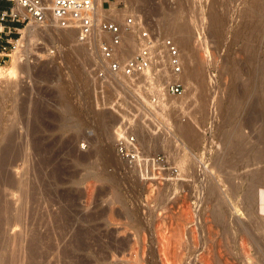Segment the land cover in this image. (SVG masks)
<instances>
[{
    "label": "rangeland",
    "instance_id": "rangeland-1",
    "mask_svg": "<svg viewBox=\"0 0 264 264\" xmlns=\"http://www.w3.org/2000/svg\"><path fill=\"white\" fill-rule=\"evenodd\" d=\"M105 2L107 10L135 20L126 28L125 19L116 17L127 58L138 54L144 32L156 44L152 52L166 53L163 41L173 39L181 54L183 39L190 40L209 80L210 119L191 141L182 126L203 109L178 113L172 103L183 96L168 93L169 83L178 80L99 78L98 48L105 37L81 42L80 25L37 24L20 66L17 48L6 62L0 59V264H264V187L252 186L246 175L235 187L228 183L230 172L251 158L253 145L223 147L237 139L240 119L232 112L247 97L259 103L258 130L264 126V56L256 46L264 0ZM6 6L0 0V13ZM28 25L3 40L13 38L18 47ZM78 44L83 50L75 52ZM152 65L158 66L154 58ZM114 86L121 100L112 110L105 100ZM219 98L226 101L225 116L217 111ZM121 135L136 137V163L117 155ZM104 144L120 165L110 162ZM6 146L8 162L1 167ZM158 155L165 157L164 168L156 164ZM217 183L225 207L235 209L227 226L208 191Z\"/></svg>",
    "mask_w": 264,
    "mask_h": 264
},
{
    "label": "bare ground",
    "instance_id": "bare-ground-1",
    "mask_svg": "<svg viewBox=\"0 0 264 264\" xmlns=\"http://www.w3.org/2000/svg\"><path fill=\"white\" fill-rule=\"evenodd\" d=\"M95 2H96L95 13H96L99 21L106 19L107 16H109V18H116V17L120 16L121 19H125V17L127 16V14L124 11H118L117 9L116 10L115 9L107 10L103 5L105 0H95ZM47 21L49 23V22L55 21V20L50 15L48 17ZM37 24H39V23H35V22L31 21L29 23V25L26 27V29L24 30L21 40L18 41V47L16 50L15 59H14L16 61V63H18V66H20L21 65L20 62L23 61V55H24L23 50H22L24 48L23 45L26 42L29 43V41H31L37 35ZM39 25H43V24H39ZM69 25L75 26V25H80V23L72 22ZM220 28L221 27H218V28L216 27L215 32L218 33V30ZM263 31H262V33L259 32L260 34L258 33V35L256 37L257 38V42H256L257 44L255 43L259 53L261 54V56H264L263 55V53H264V32ZM98 32L99 31L95 30L90 39L97 37ZM66 37H67V35H66ZM67 38H65V39H67ZM106 38L107 37H105V39ZM65 41L67 42V40H65ZM90 41H92V40H90ZM88 43H89V41H88ZM190 43H191L190 40L183 39V43H182L183 46L181 47L183 50L181 51V54L183 57L186 58L187 64L183 65V70H182V73L180 75H174V74L170 73V71L168 72V69L166 66V62H168V55H166L167 52L165 53L164 48H162V49L158 48V50L155 49L157 51L153 52L154 53L153 58L158 63V66L155 69H153V65H152L151 69H149L148 71H146L145 73H143L141 75L134 76L132 79L127 80V82L132 83V84H137V83H139V81L141 82V77L146 78L147 75H148L147 77H150V76L155 77L156 75L160 76V77H158L159 84L162 82L164 83L167 80H170V81L171 80H178V81L182 82L185 86L186 94H185V96L183 95V97H181L178 102L174 101L172 103V105H174V108L177 109L178 113H184L185 112V113H190V114L194 111V109L196 107L201 108L200 110L203 109V112L201 111L202 113L199 112V114H197L198 117L196 116V114L194 115V113H192L193 114L192 118L188 120V122L185 126H182V128L184 127L183 128L184 134L191 141L195 142L201 136V131H200V128H198V127L201 126L203 123L205 124V122L207 123V121L210 119L208 117V114H207L208 113L207 111L209 108L206 109L208 104H207V101L205 100L206 95L208 94V92L210 90H209L208 86L206 87V83H208L209 80H206L207 78L204 77L205 74L203 75V69L204 68L202 66V62L199 59H196L194 57V55H193L194 53H192V51H191ZM82 45L83 44H81V45L78 44L77 48L74 49L75 52H79L80 48L82 49V47H81ZM82 50H80V51H82ZM14 67H17V66L14 65ZM17 69H18V67H17ZM14 70H13V72H15ZM262 70L264 71V59L262 60ZM0 73L2 75V72H0ZM13 87H14V85L11 82V83H9L7 89L12 90ZM118 92H119V89L116 88L115 86L109 88V94L111 96H109L107 98L105 97L106 98L105 102H106V106L108 109L113 110L116 107H118V105L120 104L121 99H120V97L116 96L118 94ZM254 99L252 98V102H250V98L247 97V99H245L243 102H239V104L236 106V109H234V112L230 111L232 113H235V115L240 119V124H239V127L237 128V130L235 132H233V136H234V137L232 136L233 139L237 138L236 140H234L235 142H232L231 139L227 140V142L224 141L223 147L226 149H228L229 147L237 149V147L240 145L242 146L244 144H247L250 146L251 143L253 145L252 147L250 146L251 149L249 150V154L251 155V158H249L247 160V162H245V167L241 168V166H240V168L237 169L236 171L230 172V175H229L230 180L228 179V183L231 184L230 186H233V187L236 186V184H237L236 181L237 180L241 181L245 175L247 177H251L252 179H254V182L252 181L253 182L252 186H255L257 188L264 187V141H262V143L261 142L259 143V137H263V135H264V126L261 124L263 127L260 125L262 127V129L258 130L259 127H257V126L261 123L260 122L257 125L258 121L260 120L259 113L257 112V110H258L257 106L259 103L257 101H255ZM217 109H218L217 111H218L220 116L226 115L227 107H226V101L224 98L218 99ZM40 115H42V114H40ZM235 115H234V117H236ZM232 117H229V118L233 119ZM246 130H248L249 132H247ZM256 132H259L258 136L254 137L253 135ZM235 135H237L236 138H235ZM102 149H103V152L106 153L108 156L111 154L110 148L107 145L104 144ZM1 150H2V154H3V157L1 160V167H4L8 162L7 159H8V155L10 152V146H6L4 149H1ZM109 157H110L111 163L119 164L114 157H112L111 155ZM146 165H147V163H146ZM145 170H146V167L145 166L142 167L141 173L142 174L145 173ZM242 170H244L243 171V172H245L244 174L241 173ZM245 170H247V171H245ZM226 179L223 178L222 182L226 181ZM188 185H189V183H188ZM251 188H254V187H251ZM208 191H209L211 197L214 196V198H216L217 202L219 203V205H218V207H219L218 217H219L220 224L227 226L228 222H230L229 219L233 216V214H235L234 213L235 209H232L230 207L228 208V206L225 207L226 201L223 198V194H221L220 190L218 189V183H217V185H213V184L208 185Z\"/></svg>",
    "mask_w": 264,
    "mask_h": 264
},
{
    "label": "built area",
    "instance_id": "built-area-1",
    "mask_svg": "<svg viewBox=\"0 0 264 264\" xmlns=\"http://www.w3.org/2000/svg\"><path fill=\"white\" fill-rule=\"evenodd\" d=\"M10 4V8L0 13V59L6 62L11 53L16 50L13 38L3 40L4 34L13 35L21 31V26L31 21L44 24L51 17L61 28H66L70 23H80L79 40L87 42L97 30L98 36L107 37L99 44V59L102 69L99 78L132 77L141 75L151 69L153 64L152 49L156 45L153 38L143 33L144 42L137 55L127 58L124 56L122 46L123 25L118 18L114 20H98L95 13V0H4ZM106 2H104L105 7ZM15 23L18 26L11 27L7 24ZM135 24L132 16L125 17V27L130 28ZM8 30V33L6 32ZM163 45L168 53V65L171 73L180 75L183 70V62L178 45L173 39H165ZM168 93L175 97H181L185 93L184 84L175 81L168 85ZM115 149L117 155L127 163H136L139 158L138 142L133 135H121L117 138ZM159 167L166 166L165 157L158 155L155 158Z\"/></svg>",
    "mask_w": 264,
    "mask_h": 264
},
{
    "label": "crops",
    "instance_id": "crops-1",
    "mask_svg": "<svg viewBox=\"0 0 264 264\" xmlns=\"http://www.w3.org/2000/svg\"><path fill=\"white\" fill-rule=\"evenodd\" d=\"M261 201L262 204H261L260 212H262V214L264 215V193L261 195Z\"/></svg>",
    "mask_w": 264,
    "mask_h": 264
},
{
    "label": "trees",
    "instance_id": "trees-1",
    "mask_svg": "<svg viewBox=\"0 0 264 264\" xmlns=\"http://www.w3.org/2000/svg\"><path fill=\"white\" fill-rule=\"evenodd\" d=\"M8 5H9V6H6V8H7V9H9V8H10V4H8ZM4 9H5V6H4Z\"/></svg>",
    "mask_w": 264,
    "mask_h": 264
}]
</instances>
